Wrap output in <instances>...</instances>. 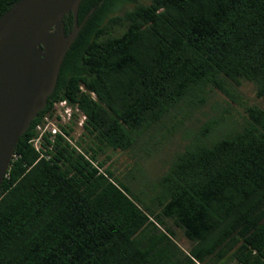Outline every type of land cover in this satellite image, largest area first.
<instances>
[{"label":"trees","instance_id":"1","mask_svg":"<svg viewBox=\"0 0 264 264\" xmlns=\"http://www.w3.org/2000/svg\"><path fill=\"white\" fill-rule=\"evenodd\" d=\"M16 1L0 0V14ZM62 22L66 34L71 13ZM77 23L0 183V264H264V0H80ZM241 81L262 106L245 103ZM212 89L228 101L209 109L242 107L237 126L180 147L151 189L135 193L103 167L105 149L143 144ZM58 100L77 112L35 149V126Z\"/></svg>","mask_w":264,"mask_h":264},{"label":"water","instance_id":"2","mask_svg":"<svg viewBox=\"0 0 264 264\" xmlns=\"http://www.w3.org/2000/svg\"><path fill=\"white\" fill-rule=\"evenodd\" d=\"M80 0H17L0 14V183L19 136L44 104L79 24ZM71 13L68 33L63 15Z\"/></svg>","mask_w":264,"mask_h":264},{"label":"rangeland","instance_id":"3","mask_svg":"<svg viewBox=\"0 0 264 264\" xmlns=\"http://www.w3.org/2000/svg\"><path fill=\"white\" fill-rule=\"evenodd\" d=\"M241 98L246 104H255L262 106L261 101L254 96L252 85L249 82L241 81V83L234 87ZM207 102L200 109H183L178 113L172 115L166 121H162L161 125L157 126L152 132H148L143 136L142 143L140 140L128 150H112L105 149L98 156L99 160H104L103 167L108 168L113 172L114 178L119 179L124 184L129 185L130 189L137 193L147 191L148 186L155 183L157 174H159L163 166L166 164L167 157L175 154L180 147L190 145L191 147L195 142H200L204 145L211 144L219 136L223 135L226 131L231 130L237 126L239 121V114H242V107L233 102L229 104L233 107V111L224 112V109L211 107V104H218L227 106L228 99L218 90H207L205 93ZM230 108V106H229ZM208 114L204 116L203 113ZM238 112V114L236 113ZM222 118V122L217 125L215 129L209 133L204 132L206 123L216 117ZM66 117L63 118V123ZM81 115L76 116L73 130L71 132L70 140L74 143L78 141L80 134L79 122H82ZM164 123V127L162 124ZM204 132V134H203ZM83 144V142L81 143ZM142 192V191H141ZM143 196V195H141ZM168 224L171 223L168 221ZM174 232V241L183 250L187 251L190 242L183 236L181 230L171 225ZM199 264V263H195Z\"/></svg>","mask_w":264,"mask_h":264},{"label":"built area","instance_id":"4","mask_svg":"<svg viewBox=\"0 0 264 264\" xmlns=\"http://www.w3.org/2000/svg\"><path fill=\"white\" fill-rule=\"evenodd\" d=\"M53 109L52 116L45 114L42 117L40 123L35 126L36 134L29 139V142L35 149L40 146V141L43 134L49 133V135L52 136L55 133H61L57 122H63L61 120H63L64 117H66L65 121H68L71 113L77 112V108L68 105L65 100L55 101L53 103ZM78 115H81L82 119L84 118L82 114L78 113ZM78 125H81V122H79Z\"/></svg>","mask_w":264,"mask_h":264}]
</instances>
